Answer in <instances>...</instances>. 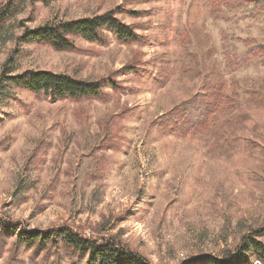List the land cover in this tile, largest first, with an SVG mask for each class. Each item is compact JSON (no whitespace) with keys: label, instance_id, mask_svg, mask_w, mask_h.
Here are the masks:
<instances>
[{"label":"rangeland","instance_id":"374dc122","mask_svg":"<svg viewBox=\"0 0 264 264\" xmlns=\"http://www.w3.org/2000/svg\"><path fill=\"white\" fill-rule=\"evenodd\" d=\"M10 1L0 0V12ZM18 5L0 37V80L45 71L116 88L61 102L0 94V220L25 233L69 229L149 264L222 261L264 230V61L227 62L245 54L249 38L264 44L263 14L213 13L206 0ZM109 12L138 42L75 41L70 52L16 42L25 31ZM216 78L230 104L205 132L177 133L175 115L166 116L207 95ZM18 231L0 233V264H85L62 245L29 249Z\"/></svg>","mask_w":264,"mask_h":264},{"label":"trees","instance_id":"16d2710c","mask_svg":"<svg viewBox=\"0 0 264 264\" xmlns=\"http://www.w3.org/2000/svg\"><path fill=\"white\" fill-rule=\"evenodd\" d=\"M23 1L11 0L0 12V37L6 29L7 22L14 15L15 8ZM42 1L45 2V0ZM206 1L213 13H217L221 8H242L247 18H252L256 14L264 15V0ZM108 37L127 45L138 42L134 31L118 20L114 12L90 19L47 24L25 31L22 36L17 37L16 42L18 44L34 43L48 47L55 52H70L75 50V41L102 44L106 42ZM254 58H260L264 61V44H256L249 38L247 39L245 54L242 57L229 54L227 62L230 67H242ZM8 74H10L9 71L1 77V95L13 89H20L51 102L96 100L103 95L104 87L109 86L112 90L116 88L113 81H108L104 83V86H101L100 83H88L45 71H29L16 77H8ZM224 90V81L216 78L211 85L206 87L205 93L207 92V95L197 96L193 101L187 100L180 103L166 117L175 115V131L181 135L205 132L211 125L214 116L221 112L220 108L230 104L229 97L224 94ZM18 230L17 225L7 224V222L0 220V233L14 234ZM262 236H264V230L254 232L253 238L245 239L244 243L237 249L236 254L228 256L225 260L221 261L211 256H205L187 261L184 264H264V245L256 240ZM17 242L29 249L36 246V250L41 253H50V250L58 249L59 245H62L65 251H70L71 256L84 260L85 264H149L139 256L117 250L109 245H99L64 228L44 234L25 233L20 229Z\"/></svg>","mask_w":264,"mask_h":264}]
</instances>
